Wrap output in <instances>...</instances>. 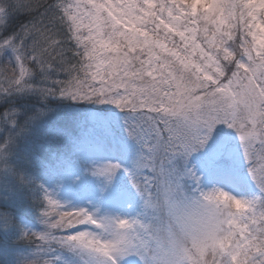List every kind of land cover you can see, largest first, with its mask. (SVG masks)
I'll use <instances>...</instances> for the list:
<instances>
[{
    "label": "snow or ice",
    "instance_id": "snow-or-ice-1",
    "mask_svg": "<svg viewBox=\"0 0 264 264\" xmlns=\"http://www.w3.org/2000/svg\"><path fill=\"white\" fill-rule=\"evenodd\" d=\"M0 264H264V0H0Z\"/></svg>",
    "mask_w": 264,
    "mask_h": 264
}]
</instances>
